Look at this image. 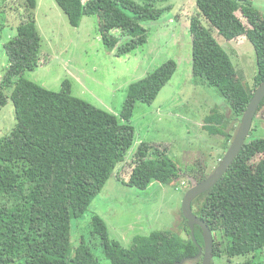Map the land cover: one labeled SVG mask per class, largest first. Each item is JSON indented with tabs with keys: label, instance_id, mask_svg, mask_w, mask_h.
I'll list each match as a JSON object with an SVG mask.
<instances>
[{
	"label": "trees",
	"instance_id": "16d2710c",
	"mask_svg": "<svg viewBox=\"0 0 264 264\" xmlns=\"http://www.w3.org/2000/svg\"><path fill=\"white\" fill-rule=\"evenodd\" d=\"M161 1L55 0L74 27L83 15H95L99 38L114 55L128 53L146 41L144 23L157 21L170 10ZM188 2L191 7L187 4V10L179 14L191 35L192 75L217 88L229 110V117L222 112L207 115L203 126L210 135L223 138L224 153L233 137V120H240L264 81V14L250 0ZM36 6L37 0H20L16 34L3 44L8 64L0 79V109L12 104L14 124L0 136V264H102V260L106 264H180L193 257L203 243L201 230L195 227L192 237L181 212L187 238L169 229L153 230L133 237L125 247L110 236L104 219L93 214L89 230L74 240L75 221L109 179L146 190L180 176L182 168L165 146L144 141L129 157L128 177L122 173L135 140L130 122L135 104L149 103L175 65L168 60L133 83L119 117L72 94L68 79L58 91L47 89L23 76L43 61ZM212 29L226 40L243 38L252 44L255 70L250 88L242 84L241 72ZM261 109L264 117V98L254 114L256 129ZM252 130L251 125L249 134ZM207 175L194 179L195 183ZM191 208L214 235L222 237L213 240V256H224L231 263L234 257L264 248V133L245 139L226 171L195 196ZM192 262L200 264L196 259ZM236 264H252V260ZM259 264H264V258Z\"/></svg>",
	"mask_w": 264,
	"mask_h": 264
},
{
	"label": "rangeland",
	"instance_id": "374dc122",
	"mask_svg": "<svg viewBox=\"0 0 264 264\" xmlns=\"http://www.w3.org/2000/svg\"><path fill=\"white\" fill-rule=\"evenodd\" d=\"M250 1L264 14V0ZM19 2L0 0V79L8 64L3 44L16 34ZM189 3L188 0H162L160 5L169 4L170 10L159 20L144 23L146 41L128 53L114 55L99 38L95 15H83L79 25L74 27L55 0H37L35 17L43 61L33 70H25L23 76L47 89L58 91L62 81L68 79L72 94L119 117L124 98L129 90H134L133 83L168 60L175 65L170 78L149 103L135 104L130 118L135 140L126 153L122 173L128 177L132 168L129 157L136 145L144 141L165 146L168 155L182 168L180 176L169 184H153L146 190L124 187L109 179L86 213L75 221L76 241L81 233L89 230L93 214L104 219L110 236L125 247L131 244L133 237L153 230L169 229L187 238L180 213L185 191L204 173L209 174L214 169L224 149L223 138L210 135L204 129L205 118L221 112L229 117L225 99L217 88L203 84L200 78L192 75L191 35L187 21L179 14L187 10V4L191 7ZM177 13L179 17H175ZM212 33L241 72L244 87L250 88L255 70L252 44L243 38L237 42L226 40L215 29ZM262 112L263 109L258 117L260 127L254 128L257 121L254 117L252 133L246 139L264 133ZM233 121L234 135L240 120ZM11 124H14L13 106L8 103L0 109V136L9 131ZM213 238L222 240L218 233L213 234ZM86 239L90 241L91 237L86 235ZM263 258L264 248L254 254L234 257L231 263L224 256H212L211 264H236L244 260L259 264ZM101 263L106 264V260ZM192 263V260L183 262Z\"/></svg>",
	"mask_w": 264,
	"mask_h": 264
},
{
	"label": "water",
	"instance_id": "95a60500",
	"mask_svg": "<svg viewBox=\"0 0 264 264\" xmlns=\"http://www.w3.org/2000/svg\"><path fill=\"white\" fill-rule=\"evenodd\" d=\"M263 98L264 81L255 89L240 118L239 124L230 141L228 149L224 152L217 165L206 177L185 191L181 203V213L187 221L192 237H194V228L197 226L201 230L203 239L202 246H198V252L193 257H188L187 259H196L201 257V264H210L213 249V234L208 225L192 212L191 203L195 196L209 189L222 176L233 159L236 157L249 134L254 114ZM185 260L186 259H182L180 264H183Z\"/></svg>",
	"mask_w": 264,
	"mask_h": 264
},
{
	"label": "clouds",
	"instance_id": "9594fccd",
	"mask_svg": "<svg viewBox=\"0 0 264 264\" xmlns=\"http://www.w3.org/2000/svg\"><path fill=\"white\" fill-rule=\"evenodd\" d=\"M221 159V158H220ZM193 186V185H192ZM195 227H197V226H195ZM213 234V233H212ZM213 240H214V238H213ZM203 244V243H202ZM202 246V245H201ZM213 256V255H212ZM212 258V257H211ZM188 260H195V259H187L186 258V260L185 261H188ZM196 260H199L200 261V264H201V257H199V258H196ZM211 262H212V259H211V261H210V264H211ZM180 263V262H179Z\"/></svg>",
	"mask_w": 264,
	"mask_h": 264
}]
</instances>
